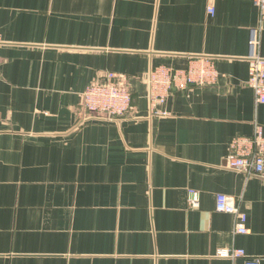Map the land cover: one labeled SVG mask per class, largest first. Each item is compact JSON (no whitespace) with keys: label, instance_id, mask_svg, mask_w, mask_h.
I'll use <instances>...</instances> for the list:
<instances>
[{"label":"crops","instance_id":"0c3cea01","mask_svg":"<svg viewBox=\"0 0 264 264\" xmlns=\"http://www.w3.org/2000/svg\"><path fill=\"white\" fill-rule=\"evenodd\" d=\"M259 20L254 0H0V264H245L219 254L233 248L264 264V176L226 165L231 140L264 125L247 84ZM201 57L217 83L152 114L151 69ZM109 73L134 109L87 118L81 96Z\"/></svg>","mask_w":264,"mask_h":264},{"label":"built area","instance_id":"2783aa9c","mask_svg":"<svg viewBox=\"0 0 264 264\" xmlns=\"http://www.w3.org/2000/svg\"><path fill=\"white\" fill-rule=\"evenodd\" d=\"M260 11L259 23L251 28L247 60L249 71L247 84L255 94L257 104H264V56L261 53V34L264 25V0H254ZM213 12V8H209ZM219 70L211 58L191 59L185 69H177L168 65L153 67L148 74L151 113L163 115L160 109L168 96L176 90L184 91L193 86H209L217 83ZM2 79L0 72V81ZM81 104L87 118L96 120H113L128 114L134 109L133 94L125 85L117 81L116 74L109 73L105 79L88 86L81 96ZM226 159L228 168L247 176H264V125L256 124L252 135L237 136L229 146ZM189 204L195 208L199 205V195L195 190L189 191ZM216 210L228 213L235 218V230L247 234L248 215L232 196L219 193L216 197ZM219 254L233 259L245 258V264H260L257 258H249L242 248L222 249Z\"/></svg>","mask_w":264,"mask_h":264}]
</instances>
